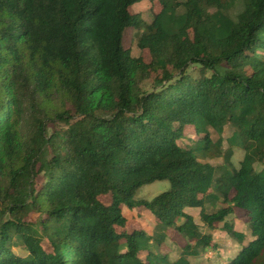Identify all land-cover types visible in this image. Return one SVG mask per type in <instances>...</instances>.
Here are the masks:
<instances>
[{
  "label": "trees",
  "instance_id": "16d2710c",
  "mask_svg": "<svg viewBox=\"0 0 264 264\" xmlns=\"http://www.w3.org/2000/svg\"><path fill=\"white\" fill-rule=\"evenodd\" d=\"M139 1L0 0V264H220L205 257L221 223L240 244L221 264H264V0H159L150 22ZM127 27L150 61L125 48ZM124 206L149 210L153 234L126 231ZM171 230L176 258L161 250Z\"/></svg>",
  "mask_w": 264,
  "mask_h": 264
},
{
  "label": "rangeland",
  "instance_id": "374dc122",
  "mask_svg": "<svg viewBox=\"0 0 264 264\" xmlns=\"http://www.w3.org/2000/svg\"><path fill=\"white\" fill-rule=\"evenodd\" d=\"M185 1V0H181ZM162 8V5L159 0H140L133 6V11L136 13H140L142 17L147 21H152L154 17V12H159ZM242 9L241 5L235 6L230 10V14L233 17H236L237 12ZM123 44L125 48H130L134 55L136 56H143L146 61L151 60V54L148 49H141L138 46V32L134 27H127L124 32L123 37ZM260 56L264 57V51H260ZM190 72L197 73L198 67L197 65H192L190 67ZM152 81H148L145 84V88L147 90H152L153 88ZM234 128L230 127L229 125L226 127L225 132L223 133V149L226 150L230 147L227 138H229L232 134V131ZM211 138L213 142H216L220 137L221 134H219L217 131H215L213 128H210ZM200 136L196 133L195 127L192 125H188L185 128L184 136L180 139V142L184 145H187L191 148H195L198 145V140ZM232 156H231V162L235 167H240V162L244 158L245 150L240 145H232ZM199 154V153H198ZM210 155H212V152H210ZM208 160L212 161L215 164H223L225 162V159L223 156L216 157ZM44 176H39L38 178V184H42L44 182ZM170 188V182L168 180L163 181H155L153 183L144 185L140 188V190L137 193V198H145V199H152L156 195L160 194L161 192H164ZM102 201L105 203H110L111 196L110 195H102L101 196ZM224 205L223 201H219L216 205H212L211 203H208L206 205V209L210 212L213 210H216L218 207H221ZM216 206V207H215ZM192 214L196 216L197 221L199 222L201 220L200 218V208L190 209ZM123 212L128 218L127 226L125 228L126 231L132 232L136 230L137 228H141L146 230L149 234H153L155 225H156V218L154 215L147 210L144 207L130 209L127 206L123 207ZM237 216L232 215L227 218V222L229 224H233L235 229L238 231L246 232L248 233V227L245 223V220L247 219L245 211L237 210ZM37 218V213L32 212L28 216V220L35 221ZM38 228L39 225H37ZM121 230V229H120ZM203 230H207L206 227H203ZM214 238L219 243L218 252L210 251L209 257H205L206 261L214 263L217 261L221 264L223 263V260L226 258H234L240 249V244L238 241L233 238V236L229 233V230L225 227V223H221L216 231H212ZM249 238L246 240V243H248L249 240H251L250 234L248 233ZM184 238L176 231H171L168 238L165 240L164 244L161 247L162 252L169 253L172 258H176L179 256V253L181 252V248L185 244ZM44 245L46 248H48V245L44 242ZM16 252L20 254H27L26 251H24L21 248H16ZM218 253L221 254L218 257ZM143 257L146 256V252L141 253Z\"/></svg>",
  "mask_w": 264,
  "mask_h": 264
},
{
  "label": "crops",
  "instance_id": "0c3cea01",
  "mask_svg": "<svg viewBox=\"0 0 264 264\" xmlns=\"http://www.w3.org/2000/svg\"><path fill=\"white\" fill-rule=\"evenodd\" d=\"M171 231H172V230H171ZM171 231H169V234H170Z\"/></svg>",
  "mask_w": 264,
  "mask_h": 264
}]
</instances>
